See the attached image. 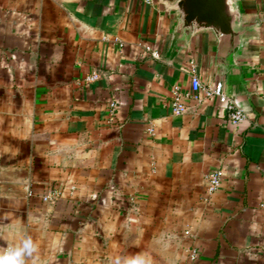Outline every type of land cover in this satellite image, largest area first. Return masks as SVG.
<instances>
[{"label":"crops","instance_id":"crops-1","mask_svg":"<svg viewBox=\"0 0 264 264\" xmlns=\"http://www.w3.org/2000/svg\"><path fill=\"white\" fill-rule=\"evenodd\" d=\"M175 1L0 0V248L31 236L36 264H264V0H240L259 34L232 79L211 32L166 60ZM193 66L243 122L192 96Z\"/></svg>","mask_w":264,"mask_h":264},{"label":"water","instance_id":"water-1","mask_svg":"<svg viewBox=\"0 0 264 264\" xmlns=\"http://www.w3.org/2000/svg\"><path fill=\"white\" fill-rule=\"evenodd\" d=\"M176 24L166 60H173L199 33L215 37L213 63L232 79L244 66L238 55L244 44L258 37V23L248 17L240 0H176Z\"/></svg>","mask_w":264,"mask_h":264},{"label":"built area","instance_id":"built-area-1","mask_svg":"<svg viewBox=\"0 0 264 264\" xmlns=\"http://www.w3.org/2000/svg\"><path fill=\"white\" fill-rule=\"evenodd\" d=\"M155 53L157 54V52ZM97 78V74H92L87 77L88 80H94ZM191 91L192 96L198 101H201L203 97H216L228 112V116L232 124L238 125L246 119L244 109L240 107L234 99H231L224 91V84L221 81H218L213 86H203L194 66L191 73ZM173 92V111L175 113H182L186 109L183 102V94L178 88H175ZM112 110H114V108ZM149 130L151 132L153 131L152 128H149ZM221 183L222 172L220 170H215L207 175V190L209 192H215L221 186Z\"/></svg>","mask_w":264,"mask_h":264},{"label":"clouds","instance_id":"clouds-1","mask_svg":"<svg viewBox=\"0 0 264 264\" xmlns=\"http://www.w3.org/2000/svg\"><path fill=\"white\" fill-rule=\"evenodd\" d=\"M38 245L31 236H23L15 243L5 248H0V264H36L38 259ZM116 264H143L138 257L117 259Z\"/></svg>","mask_w":264,"mask_h":264}]
</instances>
